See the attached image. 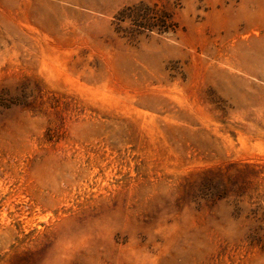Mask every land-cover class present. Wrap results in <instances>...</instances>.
<instances>
[{"label": "rangeland", "instance_id": "rangeland-1", "mask_svg": "<svg viewBox=\"0 0 264 264\" xmlns=\"http://www.w3.org/2000/svg\"><path fill=\"white\" fill-rule=\"evenodd\" d=\"M0 264H264V0H0Z\"/></svg>", "mask_w": 264, "mask_h": 264}, {"label": "trees", "instance_id": "trees-1", "mask_svg": "<svg viewBox=\"0 0 264 264\" xmlns=\"http://www.w3.org/2000/svg\"><path fill=\"white\" fill-rule=\"evenodd\" d=\"M133 9H137V11H138L136 18L134 19L135 22H136V19L138 20V22H139L138 26H140L144 29H148V30H152V28H154V26H157V23H151L149 21V17L151 14L149 9H145L144 12L140 11L138 6H135V8H133ZM133 9L129 7V10L131 12ZM127 16L130 17L132 15H127Z\"/></svg>", "mask_w": 264, "mask_h": 264}]
</instances>
